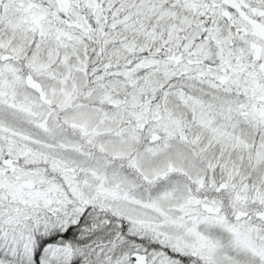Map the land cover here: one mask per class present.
<instances>
[{"label":"snow or ice","instance_id":"1","mask_svg":"<svg viewBox=\"0 0 264 264\" xmlns=\"http://www.w3.org/2000/svg\"><path fill=\"white\" fill-rule=\"evenodd\" d=\"M0 264H264V0H0Z\"/></svg>","mask_w":264,"mask_h":264}]
</instances>
